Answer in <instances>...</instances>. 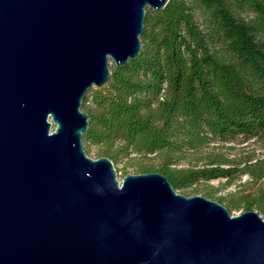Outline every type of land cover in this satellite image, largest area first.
<instances>
[{
  "label": "water",
  "instance_id": "obj_1",
  "mask_svg": "<svg viewBox=\"0 0 264 264\" xmlns=\"http://www.w3.org/2000/svg\"><path fill=\"white\" fill-rule=\"evenodd\" d=\"M168 1L0 0V264H264L258 211L84 151V94Z\"/></svg>",
  "mask_w": 264,
  "mask_h": 264
},
{
  "label": "trees",
  "instance_id": "obj_2",
  "mask_svg": "<svg viewBox=\"0 0 264 264\" xmlns=\"http://www.w3.org/2000/svg\"><path fill=\"white\" fill-rule=\"evenodd\" d=\"M140 40L84 94L83 144L113 163L152 155L158 165L136 173L159 171L175 190L246 174L258 187L228 205L264 216V156L231 154L240 140L264 149V0H169L146 8Z\"/></svg>",
  "mask_w": 264,
  "mask_h": 264
},
{
  "label": "rangeland",
  "instance_id": "obj_3",
  "mask_svg": "<svg viewBox=\"0 0 264 264\" xmlns=\"http://www.w3.org/2000/svg\"><path fill=\"white\" fill-rule=\"evenodd\" d=\"M112 63L113 62L109 60V68ZM53 129L54 126H52V130ZM240 141L233 143L234 147L231 150V154L245 155L248 153H254L259 157L264 156V149H262L258 143L253 141V139L248 140L244 143L242 142V140ZM83 148L85 153L89 157L93 159L97 158V148L94 145L83 144ZM137 163L156 166L158 165V160L154 158V156L152 155L147 157H133L131 159L123 158L120 161L113 163L117 178L121 180L127 172L136 173ZM256 187H258L257 183L250 180L246 174H243L231 180L214 179L205 182L204 181L198 182L193 184L192 186H188L183 189H176V191L186 196L201 195L217 201H219L217 199L218 197H223L224 201H219V202L224 206H226L230 214L234 216V215H238L240 212H242V210L233 209L231 206L228 205V200H230V198L237 197L240 194L241 190H244L245 192H249L255 190ZM209 194H212L213 196H209ZM262 218L264 220V216H262Z\"/></svg>",
  "mask_w": 264,
  "mask_h": 264
}]
</instances>
